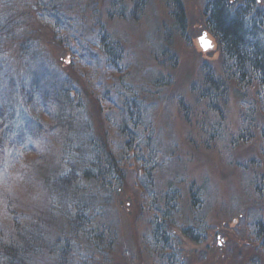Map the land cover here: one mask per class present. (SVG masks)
<instances>
[{"label":"rangeland","instance_id":"1","mask_svg":"<svg viewBox=\"0 0 264 264\" xmlns=\"http://www.w3.org/2000/svg\"><path fill=\"white\" fill-rule=\"evenodd\" d=\"M55 1L49 11L36 0H0V19L9 21L0 29L6 66L18 71L26 59L18 62L15 47L30 45L33 57L68 82L71 102L63 112L52 108L51 89L42 85L32 98L26 89L3 116V233L13 234L14 222L40 230L43 248L32 264H264L259 89L230 81L221 114L209 108L203 77L206 67L222 76V64L206 0H180L183 27L171 0H142L136 9L128 0ZM102 34L119 55L113 69ZM84 136L117 154L119 172L86 184L88 214L71 225L42 175H62L68 140ZM35 157L45 166L17 178L16 165ZM188 228L196 241L183 233Z\"/></svg>","mask_w":264,"mask_h":264},{"label":"trees","instance_id":"2","mask_svg":"<svg viewBox=\"0 0 264 264\" xmlns=\"http://www.w3.org/2000/svg\"><path fill=\"white\" fill-rule=\"evenodd\" d=\"M131 1L133 2V9L140 8L143 4L142 0H128V2ZM171 1L176 11L175 14L179 18L177 22L183 27L184 17L181 1ZM55 2V0L51 2L36 0L35 6L51 11L55 9ZM112 5H114L113 2ZM204 11L208 29L216 37L219 44L222 76H216L211 69L206 67L202 96L207 99L209 108L220 115V109L225 103L224 96L227 94L228 82L233 81L239 87L254 84L259 89L257 100L260 102L261 116L264 117V6L261 7L255 0H233L232 2L230 0H206ZM122 13L123 11H120V14ZM6 23L9 21L2 17L0 29ZM107 40L108 37L102 34L99 43L107 54L110 68L113 69L119 55L113 54ZM13 47L15 46L13 45ZM15 48L18 51V62L19 59H26L22 64L18 63V71H11L6 66L5 59L7 58L3 56L4 53L0 50V85L3 87L2 84L5 82H13L12 87H14L13 90L0 88V150L7 139V129L4 127L3 116L7 117L6 111L12 110L19 104V95L23 97L26 89L29 90V96L32 98L39 95L38 92L42 89V85H48L52 96H54L51 106L57 109L62 108L61 112L64 111V107L71 103L67 101L66 93L63 92L65 83L68 82H64L58 71L46 69L37 57H33L32 52L34 51H30V45L29 48L24 49L18 43ZM8 61L15 62L10 59ZM12 75L15 77L12 78ZM67 91L69 92V89ZM22 118V122L29 121L27 117ZM261 129L264 153V127ZM116 155L114 151L108 150L105 144L96 148L90 137L84 136L79 140L73 138L71 141L68 140L67 147L61 156L63 164L65 163L64 173L62 175L54 173L55 175L51 178L49 172H43L44 175L41 174L46 180V184L50 183L46 187V191H48L47 193L53 203L59 207L66 206V209H69L67 212L69 216L66 219L68 224L69 222L71 225L78 223L77 221L82 222L85 214H88L90 204L84 190L86 184L104 182L117 175L112 173L113 168L114 172H119ZM0 159L2 160V157ZM40 159L35 157L32 160L27 158L21 160L18 163L19 166L16 165L14 169L17 170L15 173L17 178L24 175H34L36 172L32 171H35L36 167L45 166ZM4 228L7 229L5 224L0 221V264H32L33 255L43 248V238L39 236L40 230H34L33 227L26 224L17 226L15 222L11 227H8L14 229L13 234L3 233ZM154 233L156 237H160L161 243H168L169 238L164 230L160 231L158 227H155ZM183 233L196 241L197 237L191 235L190 228L183 230Z\"/></svg>","mask_w":264,"mask_h":264},{"label":"flooded vegetation","instance_id":"3","mask_svg":"<svg viewBox=\"0 0 264 264\" xmlns=\"http://www.w3.org/2000/svg\"><path fill=\"white\" fill-rule=\"evenodd\" d=\"M261 7L264 6V0H255Z\"/></svg>","mask_w":264,"mask_h":264},{"label":"snow or ice","instance_id":"4","mask_svg":"<svg viewBox=\"0 0 264 264\" xmlns=\"http://www.w3.org/2000/svg\"><path fill=\"white\" fill-rule=\"evenodd\" d=\"M202 43H204V46L206 47V48H208V47H210V44H208L206 41H204L203 39H202Z\"/></svg>","mask_w":264,"mask_h":264},{"label":"water","instance_id":"5","mask_svg":"<svg viewBox=\"0 0 264 264\" xmlns=\"http://www.w3.org/2000/svg\"><path fill=\"white\" fill-rule=\"evenodd\" d=\"M204 41H206L207 42V40H204ZM208 43V42H207ZM200 45H201V47L203 48V49H205L206 47L204 46V43H202V39L200 40Z\"/></svg>","mask_w":264,"mask_h":264}]
</instances>
